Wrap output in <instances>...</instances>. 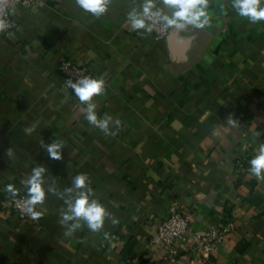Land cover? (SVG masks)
I'll return each instance as SVG.
<instances>
[{"label":"crops","instance_id":"1","mask_svg":"<svg viewBox=\"0 0 264 264\" xmlns=\"http://www.w3.org/2000/svg\"><path fill=\"white\" fill-rule=\"evenodd\" d=\"M142 2L112 0L99 18L75 0L11 11L19 28L0 33V264H160L149 240L172 202L190 215L192 234L235 224L206 263L182 254L177 264H264V179L249 172L264 143V21L253 25L231 0H210L211 27L171 28L159 44L130 30L127 14ZM60 57L105 81L94 102L98 116L121 121L115 136L89 125L73 94L53 82ZM230 113L236 126L226 123ZM54 139L65 144L59 161L40 145ZM37 165L61 191L87 173L119 223L65 236L63 201L51 194L40 219L11 215L5 185L24 188Z\"/></svg>","mask_w":264,"mask_h":264},{"label":"clouds","instance_id":"2","mask_svg":"<svg viewBox=\"0 0 264 264\" xmlns=\"http://www.w3.org/2000/svg\"><path fill=\"white\" fill-rule=\"evenodd\" d=\"M5 2L6 0H0V32H4L8 27L5 19ZM75 4L84 12L99 18L108 12L112 0H75ZM158 5H163V8ZM209 6L210 0H143L139 8L133 7L128 12L127 22L130 30L137 32L143 30L146 33H151L156 24L179 30L189 27L205 29L212 26ZM231 7L240 17L247 18L253 25L264 21V0H231ZM165 9L168 11L166 12ZM64 83L65 87L71 89L79 103L83 105L82 111L88 124L99 129L106 136H115L117 131L112 129L114 127L119 130L121 121L118 118L114 120L109 114L103 117L98 116L97 104L94 102L95 97L104 95L105 81L102 78L80 75L78 79H67ZM226 123L236 126L238 122L230 113L226 118ZM31 131L30 128L25 129L26 133H31ZM255 135L260 136L261 133L257 131ZM40 145L46 150L50 159L57 161L63 159L64 141L54 139L48 144L42 141ZM6 155L9 158L14 156L11 147L6 150ZM249 165V172L252 176L264 179V143L260 144L257 154L249 161ZM47 172L48 169L45 166L37 165L32 168L27 178L21 180L26 193L22 200V211L33 220L41 218L42 212L38 211L37 207L43 206L47 195L51 194L63 201L58 222L65 228V236H71L83 225H86L93 233L101 232L106 219H111L113 225L119 223V220L113 218L105 205L97 198L87 173L76 174L72 177L70 186L61 191L54 182L47 183ZM4 191L12 198L20 195V190L11 183L5 185ZM104 235L105 238L108 237V233Z\"/></svg>","mask_w":264,"mask_h":264},{"label":"built area","instance_id":"3","mask_svg":"<svg viewBox=\"0 0 264 264\" xmlns=\"http://www.w3.org/2000/svg\"><path fill=\"white\" fill-rule=\"evenodd\" d=\"M41 1L42 0H6L4 9L8 27L4 32L0 33L10 35L18 30L19 27L17 23L11 17V11L15 7L36 11L41 5ZM141 32L151 37L155 43L162 44L169 39L171 28L156 24L153 26L151 33H146L143 30H141ZM80 75L96 78V75L83 62L72 58L60 57L55 67L53 82H58L65 87V80H75L78 79ZM66 89L73 94L76 105L83 107V105L79 103L78 98L75 97L73 91L68 88ZM242 163L243 161L241 160L236 162L237 169L242 168ZM25 195V191L21 190L19 196L15 198L9 196L7 202L8 212L23 223L33 220L22 211V200ZM190 225V215L187 214L177 202H172L163 219L156 223L149 240V244L156 253V257L160 264H177L181 260L182 254L192 256L193 259L206 263L211 255H213L223 243L230 240L235 231V224L231 220L213 223L201 234H192Z\"/></svg>","mask_w":264,"mask_h":264},{"label":"trees","instance_id":"4","mask_svg":"<svg viewBox=\"0 0 264 264\" xmlns=\"http://www.w3.org/2000/svg\"><path fill=\"white\" fill-rule=\"evenodd\" d=\"M20 188H21V187H20ZM20 188H18L20 191H21V190H24V188H21V189H20ZM24 191H25V190H24Z\"/></svg>","mask_w":264,"mask_h":264}]
</instances>
